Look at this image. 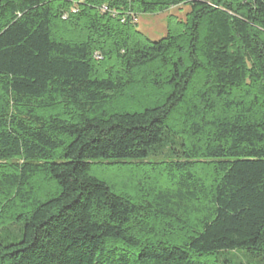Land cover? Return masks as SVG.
<instances>
[{"label": "trees", "instance_id": "16d2710c", "mask_svg": "<svg viewBox=\"0 0 264 264\" xmlns=\"http://www.w3.org/2000/svg\"><path fill=\"white\" fill-rule=\"evenodd\" d=\"M93 165L137 168L136 199ZM245 258L264 264V0H0V264Z\"/></svg>", "mask_w": 264, "mask_h": 264}, {"label": "rangeland", "instance_id": "374dc122", "mask_svg": "<svg viewBox=\"0 0 264 264\" xmlns=\"http://www.w3.org/2000/svg\"><path fill=\"white\" fill-rule=\"evenodd\" d=\"M187 9L184 6L172 8L166 12L157 15H142L138 19L140 28L148 34L152 39H158L165 34L168 24V18L171 15L177 16L184 20L186 18ZM124 102L131 101L124 99ZM90 173L105 182H107L117 193L136 199L137 193L135 185L137 183V168L129 166L118 167L116 165H93ZM245 264H260L257 259L245 258Z\"/></svg>", "mask_w": 264, "mask_h": 264}]
</instances>
